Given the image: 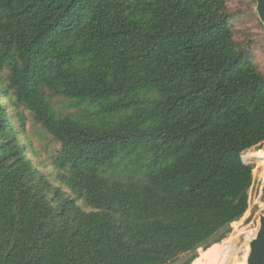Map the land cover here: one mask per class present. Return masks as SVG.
<instances>
[{
  "label": "trees",
  "instance_id": "trees-1",
  "mask_svg": "<svg viewBox=\"0 0 264 264\" xmlns=\"http://www.w3.org/2000/svg\"><path fill=\"white\" fill-rule=\"evenodd\" d=\"M231 18L227 0H0V264L204 261L264 142V74ZM19 107L60 144L59 186Z\"/></svg>",
  "mask_w": 264,
  "mask_h": 264
},
{
  "label": "rangeland",
  "instance_id": "rangeland-1",
  "mask_svg": "<svg viewBox=\"0 0 264 264\" xmlns=\"http://www.w3.org/2000/svg\"><path fill=\"white\" fill-rule=\"evenodd\" d=\"M227 6L230 13L233 14L230 22L236 42L250 50L259 71L264 74V25L260 23L256 16L253 0H227ZM4 72L6 71L4 70L0 73V79L4 77ZM50 101L57 109L62 111L72 110L66 104L67 101L61 96L52 97ZM5 102L8 103L7 100ZM17 111L23 116L22 129L19 131L23 136L22 142L25 143L28 156L55 185L59 186V182L56 180L55 157L60 144L34 121L26 109L19 107ZM10 113H14V110H10ZM261 149L264 151V146ZM62 188L68 192V189L64 186ZM259 203V205H252L251 202L250 210L246 211L243 217L230 227V231L223 239L211 245V248H213L219 244L213 250L211 249V253L209 252L210 254L207 256L208 259L206 257L201 264L206 259L205 264H246L245 259L250 241L247 236L252 232L254 237L256 233L254 232L256 221L254 220L253 224H249V221L254 216V213L264 209V193ZM224 240H229L231 243L225 261L222 254L223 249L220 247ZM202 250L201 248L198 250V256ZM179 263L174 262L172 264Z\"/></svg>",
  "mask_w": 264,
  "mask_h": 264
},
{
  "label": "built area",
  "instance_id": "built-area-1",
  "mask_svg": "<svg viewBox=\"0 0 264 264\" xmlns=\"http://www.w3.org/2000/svg\"><path fill=\"white\" fill-rule=\"evenodd\" d=\"M263 146H264V142L262 143V145L258 144L256 146L248 148L242 151L240 154L241 161L245 165H249L251 167V184L248 189V199H247L248 208L246 211L250 210L251 202L252 205L254 204L259 205L260 199L264 193V158H259L255 156V153L262 150L261 148ZM261 214H264V209H260L258 212L254 213V216L249 221V224H253L254 220L256 221V227L254 229V232H257V229L259 227V217ZM237 221L238 220L233 221L231 223V226ZM247 238L248 240H251L253 238L252 232H250V235L247 236Z\"/></svg>",
  "mask_w": 264,
  "mask_h": 264
},
{
  "label": "water",
  "instance_id": "water-1",
  "mask_svg": "<svg viewBox=\"0 0 264 264\" xmlns=\"http://www.w3.org/2000/svg\"><path fill=\"white\" fill-rule=\"evenodd\" d=\"M253 2H254V10L256 16L260 21V23L264 25V0H253ZM227 10L230 13L228 6H227ZM253 241H255L254 244ZM248 246H249V250L245 259V263L264 264V214L260 215L259 227L257 229L255 236L249 241Z\"/></svg>",
  "mask_w": 264,
  "mask_h": 264
},
{
  "label": "bare ground",
  "instance_id": "bare-ground-1",
  "mask_svg": "<svg viewBox=\"0 0 264 264\" xmlns=\"http://www.w3.org/2000/svg\"><path fill=\"white\" fill-rule=\"evenodd\" d=\"M255 156L257 157H260V158H264V151L263 150H260L258 152L255 153ZM230 246H231V243L229 240H224L222 242V244L220 245V247L223 249L222 250V254L224 256V261L226 260V257H227V254H228V251L230 249ZM234 253V252H233ZM236 256V255H235ZM243 264V263H242Z\"/></svg>",
  "mask_w": 264,
  "mask_h": 264
},
{
  "label": "snow or ice",
  "instance_id": "snow-or-ice-1",
  "mask_svg": "<svg viewBox=\"0 0 264 264\" xmlns=\"http://www.w3.org/2000/svg\"><path fill=\"white\" fill-rule=\"evenodd\" d=\"M255 243V241H253V244Z\"/></svg>",
  "mask_w": 264,
  "mask_h": 264
}]
</instances>
